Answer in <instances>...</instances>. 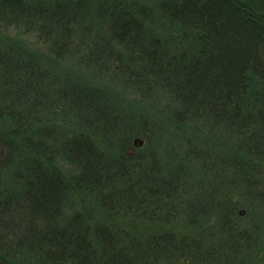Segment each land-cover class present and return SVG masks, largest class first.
Listing matches in <instances>:
<instances>
[{"label": "trees", "instance_id": "trees-1", "mask_svg": "<svg viewBox=\"0 0 264 264\" xmlns=\"http://www.w3.org/2000/svg\"><path fill=\"white\" fill-rule=\"evenodd\" d=\"M11 28L50 55L0 36V264L264 261V0H0Z\"/></svg>", "mask_w": 264, "mask_h": 264}, {"label": "rangeland", "instance_id": "rangeland-1", "mask_svg": "<svg viewBox=\"0 0 264 264\" xmlns=\"http://www.w3.org/2000/svg\"><path fill=\"white\" fill-rule=\"evenodd\" d=\"M151 1V0H149ZM156 1H160V0H156ZM157 26L158 28L160 29V31H162V33H172L173 31H175V27L174 26H171L170 23H168L167 20H165V18L163 17H159L157 16ZM6 35V36H9L11 37L12 39H16V40H19L21 42H23L24 44H27L29 45L31 48L35 49L36 51H38V53H41L43 55H50V52L48 50V46L46 43H44L42 41V39H40V37L37 35V32H25V30L22 28L20 31L14 29V28H11L7 31H4V33H0V36L1 35ZM74 63L72 61H64L63 62V67H65L66 69L68 70H72V69H76L77 71L79 72H87L86 69H77L74 65ZM76 70H72L74 73H78ZM89 77V76H88ZM4 124V123H3ZM202 133V132H201ZM199 134L201 135L199 132L196 133V135ZM207 134V133H204V135ZM207 137H208V134H207ZM209 139L208 141H211V143L214 145V143H218V139H219V135H211L209 136ZM226 139H224V144H226L225 142ZM211 163V162H210ZM13 178L11 175H10V179ZM246 221H248V216L247 218H245ZM185 220H181L180 224H178V226L176 227L177 230L179 231H184L186 233H193L192 230H194V227H189L187 224L184 223ZM196 233H198V231L194 230ZM193 235V234H192ZM190 235V236H192ZM193 236H198V235H193ZM261 257H264V250L263 252L260 253ZM264 261L261 263L263 264Z\"/></svg>", "mask_w": 264, "mask_h": 264}]
</instances>
